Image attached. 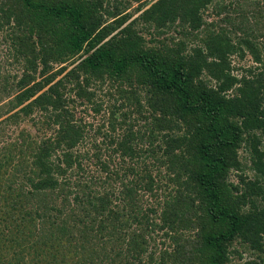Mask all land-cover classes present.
<instances>
[{
	"label": "trees",
	"instance_id": "1",
	"mask_svg": "<svg viewBox=\"0 0 264 264\" xmlns=\"http://www.w3.org/2000/svg\"><path fill=\"white\" fill-rule=\"evenodd\" d=\"M2 48L0 264H264V0H0Z\"/></svg>",
	"mask_w": 264,
	"mask_h": 264
},
{
	"label": "rangeland",
	"instance_id": "2",
	"mask_svg": "<svg viewBox=\"0 0 264 264\" xmlns=\"http://www.w3.org/2000/svg\"><path fill=\"white\" fill-rule=\"evenodd\" d=\"M215 1H217V0H214V2ZM226 1V0H225ZM137 7V3L135 2V3H132L131 4V7H130V10H131V12H135L134 10H135V8ZM210 10H211V6H210ZM137 14H133V17H135ZM3 51H4V49L2 48V51H0V76L2 77L3 76V74H4V70L5 69H3V67L4 66H7L6 64H4V62H3V59L5 58H3ZM79 61V60H78ZM78 61H76V60H73V57L72 58H70L68 61H65L64 63H56V64H54V63H52V67H54L52 70L54 71V70H56V69H59L61 66H66L65 68V71H67V70H69V69H71L72 67H74V65L75 64H77L78 63ZM243 63H245V65L247 66V64H250L251 62H250V59H248L247 61H244ZM41 68V66L38 68V70ZM7 70H10L9 72H10V74H9V79H11V77H12V75H15L16 77V79H15V81L17 80V78L21 75V72H22V68L20 67V66H17V67H15V68H6ZM8 72V71H7ZM6 72V73H7ZM63 73H64V71H63ZM63 73H61V74H58V75H56V77L54 78V81L55 80H57L58 78H60L62 75H63ZM38 74H39V72L38 71H35L34 72V75L35 76H38ZM1 77H0V79H1ZM38 78H39V76H38ZM9 82H10V80H9ZM1 96V95H0ZM4 101H6L5 100V98L3 99V97H1L0 98V106H2V105H4L5 104V102ZM98 116L100 117V118H106L107 117V115H105V113L102 111L100 114H98ZM85 119H89L88 121L89 122H91V121H93V119H91V117H90V115H88V116H85L84 117ZM115 120V119H114ZM115 122H117V127H116V129H115V132L116 133H120L121 131H123L124 130V128H125V126H124V124H122V123H119V119H116V121ZM88 133L89 134H92V130L90 129V131H88ZM95 137H97V139L98 140H101L102 139V134H99V135H96ZM83 146L81 145L80 146V148H82ZM101 147L104 149V147H105V144L103 143V144H101ZM86 167V166H85ZM89 167H90V170H91V172L93 171V168L95 167V166H90L89 165ZM88 166H87V168H89ZM232 180H234V181H236V178L234 177V176H232Z\"/></svg>",
	"mask_w": 264,
	"mask_h": 264
}]
</instances>
